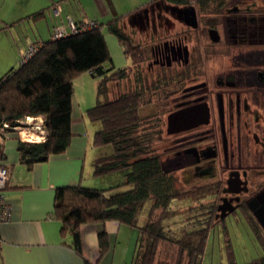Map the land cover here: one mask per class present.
I'll use <instances>...</instances> for the list:
<instances>
[{
  "label": "trees",
  "instance_id": "obj_1",
  "mask_svg": "<svg viewBox=\"0 0 264 264\" xmlns=\"http://www.w3.org/2000/svg\"><path fill=\"white\" fill-rule=\"evenodd\" d=\"M168 1L183 4L191 0ZM197 1L201 5L210 3V0ZM108 28L123 45L125 54L137 60L139 49L132 45V36L117 20L109 22ZM34 46L31 55L23 57L18 66L11 67L0 78V168L9 174V168L3 166L7 158L3 139L18 131L15 127L27 116H43L46 133V138L40 141L18 138L20 161L28 168L68 148L74 136V79L89 71L94 78H101L97 102L87 109L91 120L101 122L94 144L111 149L94 160L93 175L101 184L56 189L53 212L62 222V232L71 233V246L83 256L81 226L114 220L138 230L132 264H204L211 228L200 225L177 236L164 224L171 201L184 191L177 187L175 172L163 166L162 155L154 145L161 113L157 110L142 115L146 103H154L156 99L138 86L134 89L130 85L121 86L125 80L128 83L129 65L107 66L112 57L103 24L99 22L94 28ZM116 82L118 87L111 97V84ZM5 188L8 177L4 191ZM149 201L152 203L146 220L141 221V210ZM157 210L162 211L158 216ZM260 237L264 249V237ZM98 241L100 259L110 248L106 228L98 229ZM228 258L229 264H238L233 255ZM85 264L99 261L92 263L85 259ZM246 264H264V253Z\"/></svg>",
  "mask_w": 264,
  "mask_h": 264
},
{
  "label": "flooded vegetation",
  "instance_id": "obj_2",
  "mask_svg": "<svg viewBox=\"0 0 264 264\" xmlns=\"http://www.w3.org/2000/svg\"><path fill=\"white\" fill-rule=\"evenodd\" d=\"M173 5L133 18L128 85L164 110L165 169L209 178L217 220L241 210L264 235V0Z\"/></svg>",
  "mask_w": 264,
  "mask_h": 264
},
{
  "label": "crops",
  "instance_id": "obj_3",
  "mask_svg": "<svg viewBox=\"0 0 264 264\" xmlns=\"http://www.w3.org/2000/svg\"><path fill=\"white\" fill-rule=\"evenodd\" d=\"M155 1L0 0V78L11 67L20 64L23 54L31 45L51 39L56 27L69 30L71 21L81 23L85 19H95L103 24L111 55L123 51L132 62L117 36L109 30L108 23L117 20L129 33L135 26L133 18L150 8ZM135 38L140 39L138 36ZM133 42L132 45L137 46ZM85 73L90 74L89 71ZM75 79L72 120L74 136L64 152L51 155L47 160L28 168L20 161L17 150L18 138L26 139L22 132H11L3 139L7 154L3 166L9 168L5 193L11 205V217L0 225V264H85V259L92 263L99 261V264L133 262L139 239L136 228L121 225L114 220L83 224L81 256L71 246V233L62 232V222L53 212L58 187L84 185L86 180L101 184L93 175L94 160L111 149L110 146H95L94 135L101 127V122L93 121L87 115V109L97 102L98 84L94 88L91 86L77 92ZM36 117L45 125L43 116ZM45 138L46 134L37 137L36 141ZM102 227L109 232L110 248L99 259L98 229Z\"/></svg>",
  "mask_w": 264,
  "mask_h": 264
},
{
  "label": "rangeland",
  "instance_id": "obj_4",
  "mask_svg": "<svg viewBox=\"0 0 264 264\" xmlns=\"http://www.w3.org/2000/svg\"><path fill=\"white\" fill-rule=\"evenodd\" d=\"M210 4H212V0L208 3V5ZM111 57L112 59L107 62V66L114 65L115 68H119L131 64L130 58L126 57L123 51L118 54H115L114 52V55H111ZM100 79H95L90 74L88 75L84 72L75 79V88L77 92L91 86L94 88L96 87V84L99 83ZM122 85L123 87L127 86V81H123L121 86ZM111 89L110 96L113 97L116 93L115 83L111 84ZM94 95H96V92ZM156 106L158 105H155L152 102L146 103V106L142 109L141 114L146 116L157 110L161 111H159L161 115L159 114L160 117H158L160 118L158 120V133L154 141L156 148H159L161 151L164 146H171L173 142L164 137L165 132L164 130L162 131L161 128L162 119L164 118V110L161 107H158L159 109H155ZM29 131L30 130L24 128L21 134L24 135V132H26V136H24L28 139L27 136L29 134L38 136V134L41 133L38 129L37 131ZM36 136L35 138H37ZM186 170L192 171L191 168ZM181 172H183V170H179L176 173L178 175L177 187L184 191V193L181 197L174 198L171 201L168 215H166L167 218L164 220V224L167 228H169L170 232L177 236H181L186 230L197 228L200 225L211 228L207 243V250L204 255V264H229L228 257L230 254L233 255L238 264H246L252 259L262 255L264 253V249L260 241V234L257 233L254 228L256 223L253 218L249 215L248 217L251 219L250 221L241 210H238L229 214L222 221L217 220L215 216L216 207L213 205V201H215L213 190L206 185L198 186V184H206V182H210L209 178L192 176L187 182L186 180H182L183 178L181 177ZM86 182L87 183L84 185L87 186L99 184L97 181L90 183L91 181L86 180ZM151 203L152 201L147 202L144 209L141 210V221L146 220L147 212ZM160 213H162V211L157 210L156 216L160 215ZM261 236L262 238L264 237V235ZM117 260H115V262Z\"/></svg>",
  "mask_w": 264,
  "mask_h": 264
},
{
  "label": "built area",
  "instance_id": "obj_5",
  "mask_svg": "<svg viewBox=\"0 0 264 264\" xmlns=\"http://www.w3.org/2000/svg\"><path fill=\"white\" fill-rule=\"evenodd\" d=\"M99 25V22L95 19H85L81 23H75L74 21H71L69 24V30H67L64 27H56V29L52 33V38H58L70 33H74L80 30L88 29V28H94ZM36 47L34 45H31L30 48L23 54V57H27L31 55L35 51ZM28 123V124H26ZM16 130H18L20 133L25 129L32 130V131H41L40 134L36 137H40L41 135L44 136L45 130L44 125L41 123V119L37 117H30L27 116L25 119L21 120V124L15 127ZM29 131V132H30ZM28 134V133H27ZM23 135V134H22ZM24 135L26 136V132H24ZM23 135V136H24ZM31 136V134H29ZM27 136L29 140L36 141L37 138L35 137H29ZM7 179V172L5 168H0V225L3 222H6L11 217V205L7 200L6 193L3 190L5 183ZM2 246V239L0 237V247Z\"/></svg>",
  "mask_w": 264,
  "mask_h": 264
},
{
  "label": "water",
  "instance_id": "obj_6",
  "mask_svg": "<svg viewBox=\"0 0 264 264\" xmlns=\"http://www.w3.org/2000/svg\"><path fill=\"white\" fill-rule=\"evenodd\" d=\"M173 7H174L175 9L178 8V10H181V9H182V7H179L178 5H173ZM190 8H191V7H190ZM185 9H188V8H185Z\"/></svg>",
  "mask_w": 264,
  "mask_h": 264
},
{
  "label": "bare ground",
  "instance_id": "obj_7",
  "mask_svg": "<svg viewBox=\"0 0 264 264\" xmlns=\"http://www.w3.org/2000/svg\"><path fill=\"white\" fill-rule=\"evenodd\" d=\"M29 137H34V136L33 135H31V136L29 135Z\"/></svg>",
  "mask_w": 264,
  "mask_h": 264
}]
</instances>
